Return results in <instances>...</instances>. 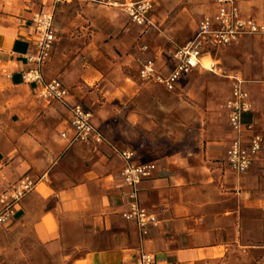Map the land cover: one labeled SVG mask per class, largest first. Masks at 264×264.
I'll list each match as a JSON object with an SVG mask.
<instances>
[{
  "label": "crops",
  "instance_id": "1",
  "mask_svg": "<svg viewBox=\"0 0 264 264\" xmlns=\"http://www.w3.org/2000/svg\"><path fill=\"white\" fill-rule=\"evenodd\" d=\"M103 8L105 13L127 18L121 10ZM239 9L242 18L257 19L264 0L241 3ZM98 12V8L88 9L90 24L84 41L68 37L72 22L56 28V41L42 67L43 80H58L68 90L71 103L85 96L93 105L94 97L101 93L95 82L103 78V71L96 63L104 60L102 50L112 42L102 31L104 19L91 18ZM214 13L212 0L211 12L199 18L196 28L203 17ZM31 19V12L0 16V63L4 68L0 80L21 102L6 106V124L0 126V195L24 177L35 182L16 206L12 221L0 227L30 232L44 253L59 256L62 264H133L140 254L152 255L156 264H211L237 246L264 243V154L243 175L228 168L227 149L237 135L226 124L224 108L230 78L237 76L250 104V111L241 117L242 125L264 133V39L246 37L249 40L244 44L249 46L241 47L239 41L219 50L231 53L236 68L226 74L220 73V68L216 73L208 71L226 80V92L221 108L200 104V146L156 161H145L134 151V164L153 162L156 166L153 177L137 187L139 206L159 221L142 235L133 222L121 218L130 190L119 178V159L103 147L57 140L51 136L50 122L56 120L59 136L66 133L69 137V114L55 105L28 104L27 97L37 98L39 90L21 78L31 68L27 58L35 53ZM117 28L122 32L117 48L123 50L126 64H131L136 74L138 61L154 56L156 70L166 76L174 66L168 52L186 43L170 48L149 46L141 53L143 44L137 43L134 31L129 34L124 23ZM248 47L260 49L258 67L240 66L236 54ZM247 56L245 61L250 62ZM90 85L95 89L88 88ZM96 120L92 115L98 129ZM242 139L245 141L244 135Z\"/></svg>",
  "mask_w": 264,
  "mask_h": 264
},
{
  "label": "rangeland",
  "instance_id": "2",
  "mask_svg": "<svg viewBox=\"0 0 264 264\" xmlns=\"http://www.w3.org/2000/svg\"><path fill=\"white\" fill-rule=\"evenodd\" d=\"M128 1L148 2L151 5L143 24L133 22L125 14L122 6L108 7L83 0H0V16L18 17L31 12L33 17L38 12L47 10L53 16L55 35L56 28H63L72 22V31L68 32V37L73 35L72 38L77 36L84 41L85 33L88 32L86 27L90 24L87 20L88 9L90 6L94 10L98 8L99 12L96 14L98 16L91 18L104 19L105 26L102 31L107 36V41L112 42L108 49L102 50L104 60L102 62L97 60L96 63L103 71V78L95 82L99 85L101 93L94 97L93 105L90 98L89 100L85 96L76 98L77 103L96 116L98 130L104 138V143L98 148L106 149L116 161L114 147L119 150L136 151L145 161H156L173 154H187L200 146V104L209 103L221 108L226 92V80L199 68L180 81L173 92L151 82H142L133 72L132 65L126 64L123 50L117 48L116 41L122 36L117 27L124 23L129 34L132 35L134 31L135 37L138 38L137 43L143 44L141 47L156 45L164 48L176 47L193 37L199 18L211 12L212 0ZM103 7L121 10L128 19L122 20L110 11L105 13ZM62 35L65 36V33ZM247 40L249 39H242L239 46H249V43L244 44ZM259 55L260 49L249 47L246 50L241 49L236 54L237 59L241 58L240 66L249 64L251 67L259 66ZM245 56L250 62L245 61ZM231 57L230 52L214 53V59L219 60L217 68H220V73L226 74L236 68ZM206 63L210 64L209 59L201 62L202 65ZM3 70L0 63V72ZM90 87L95 89L94 85L88 86ZM11 94L13 97H10ZM27 100L31 106L40 103L59 106L69 114V108L65 104L44 100L39 94L37 98L28 96ZM16 103L21 102L15 100V92L5 90L0 80L1 127L4 128L6 124V106ZM55 121L50 122L51 136L60 140ZM256 132L264 138V133ZM248 247L237 246L230 254L211 264H264V243H253ZM0 264H62V259L59 256L46 255L33 240L30 232H24L20 227L12 230L0 227Z\"/></svg>",
  "mask_w": 264,
  "mask_h": 264
},
{
  "label": "built area",
  "instance_id": "3",
  "mask_svg": "<svg viewBox=\"0 0 264 264\" xmlns=\"http://www.w3.org/2000/svg\"><path fill=\"white\" fill-rule=\"evenodd\" d=\"M66 1V0H65ZM79 1V0H78ZM90 4L108 7L122 6L127 16L138 25L146 20V14L151 9L148 2L132 3L128 0H83ZM253 0H214L215 13L203 17L195 30L193 37L183 46L168 52L174 63L173 69L166 75L156 70V58L149 57L139 60L137 77L142 82H151L161 86L166 91L173 92L179 82L194 69H205L201 62L209 59L207 71L217 72L218 64L214 60V53L235 45L246 37L259 36L264 39V10L259 17L244 19L241 17L239 5ZM34 37L35 53L27 58L31 68L22 73V81L39 88L38 94L44 100H54L65 104L70 114V136L62 133L61 139L69 144L82 143L98 147L104 143L103 135L92 123V113L81 104H69L68 90L58 81L45 82L42 77V67L50 56L55 43V29L53 16L48 11L38 12L30 20ZM141 53L147 48L141 47ZM231 88L225 102L227 124L231 132L237 137L230 143L226 153L228 168L237 175L245 174L253 161L264 154V138L258 134L253 126L242 125L241 117L250 111L248 95L243 89V81L233 76L230 78ZM245 136V141L242 136ZM113 152L121 162L119 178L123 185L130 190L129 204L121 213V218L135 224L142 235H146L149 227H156L159 223L155 215L140 207L137 202V187L143 180L151 179L156 171L155 163L146 162L134 164L135 152L133 150H119L115 147ZM35 182L24 177L11 185L6 192L0 195V226L8 225L13 217L14 210L20 201L30 193ZM133 264H156L152 255L140 254Z\"/></svg>",
  "mask_w": 264,
  "mask_h": 264
},
{
  "label": "bare ground",
  "instance_id": "4",
  "mask_svg": "<svg viewBox=\"0 0 264 264\" xmlns=\"http://www.w3.org/2000/svg\"><path fill=\"white\" fill-rule=\"evenodd\" d=\"M205 69H208L209 65L206 63V65H202Z\"/></svg>",
  "mask_w": 264,
  "mask_h": 264
}]
</instances>
